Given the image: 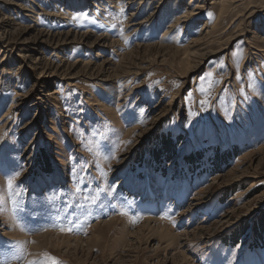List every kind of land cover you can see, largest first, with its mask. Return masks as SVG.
Masks as SVG:
<instances>
[{
	"label": "rangeland",
	"instance_id": "1",
	"mask_svg": "<svg viewBox=\"0 0 264 264\" xmlns=\"http://www.w3.org/2000/svg\"><path fill=\"white\" fill-rule=\"evenodd\" d=\"M225 1L0 0V264H264V0Z\"/></svg>",
	"mask_w": 264,
	"mask_h": 264
},
{
	"label": "bare ground",
	"instance_id": "2",
	"mask_svg": "<svg viewBox=\"0 0 264 264\" xmlns=\"http://www.w3.org/2000/svg\"><path fill=\"white\" fill-rule=\"evenodd\" d=\"M225 1V0H224ZM232 1V0H231ZM226 2V1H225ZM224 2V3H225ZM223 3V4H224ZM149 185H150V190H149V193H150V196H148V199L152 202V204H155L156 207L158 208L159 207V204L162 202V199H163V196H161L158 192H157V189L156 187H154V185L151 183V180L149 182ZM148 188V187H147ZM148 192V191H147ZM147 199V200H148ZM149 201V202H150ZM191 206V205H190ZM150 216V215H149ZM155 218V217H154ZM154 218H148V219H145V224L147 227H149L152 231L154 232H157L158 234L162 235L163 238L166 240H170L171 242H177V240H180V244L182 245L181 246V249H184L186 247H188L189 244H191L192 242H189L187 238H182L186 235H172V233L169 232V229H167L166 227H161L160 226V223H162L160 220L157 221L156 219ZM154 225V226H152ZM15 235V234H14ZM16 235H19V234H16ZM21 237V236H20ZM24 238V237H23ZM21 239V238H20ZM78 240V239H76ZM75 241V240H74ZM80 241V240H79ZM193 244V243H192ZM79 245H75V246H71V245H68V250H70L71 248L73 249L74 247H77ZM179 253L181 254V256L185 255V253L183 251H179ZM183 258L185 259V257L183 256ZM188 264H194L193 263V260L191 258L188 259Z\"/></svg>",
	"mask_w": 264,
	"mask_h": 264
},
{
	"label": "snow or ice",
	"instance_id": "3",
	"mask_svg": "<svg viewBox=\"0 0 264 264\" xmlns=\"http://www.w3.org/2000/svg\"><path fill=\"white\" fill-rule=\"evenodd\" d=\"M8 184H9V186H11V184H12V180H9V181H8ZM52 259H53V264H58V262L55 261L54 258H52Z\"/></svg>",
	"mask_w": 264,
	"mask_h": 264
}]
</instances>
